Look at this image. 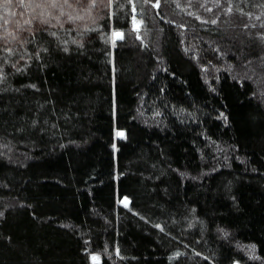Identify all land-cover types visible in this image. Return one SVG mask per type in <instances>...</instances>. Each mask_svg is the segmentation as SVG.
Instances as JSON below:
<instances>
[{
    "label": "trees",
    "instance_id": "1",
    "mask_svg": "<svg viewBox=\"0 0 264 264\" xmlns=\"http://www.w3.org/2000/svg\"><path fill=\"white\" fill-rule=\"evenodd\" d=\"M0 264H264V0L0 46Z\"/></svg>",
    "mask_w": 264,
    "mask_h": 264
},
{
    "label": "rangeland",
    "instance_id": "2",
    "mask_svg": "<svg viewBox=\"0 0 264 264\" xmlns=\"http://www.w3.org/2000/svg\"><path fill=\"white\" fill-rule=\"evenodd\" d=\"M118 1L0 0V46L11 53L23 46L27 32L40 28L75 27L86 32L95 27L104 13L111 11ZM87 38L83 35L82 40Z\"/></svg>",
    "mask_w": 264,
    "mask_h": 264
},
{
    "label": "water",
    "instance_id": "3",
    "mask_svg": "<svg viewBox=\"0 0 264 264\" xmlns=\"http://www.w3.org/2000/svg\"><path fill=\"white\" fill-rule=\"evenodd\" d=\"M116 38H117V40H120V39H121V34H117ZM119 136H120V138H123V137H124V133L121 132V133L119 134ZM123 203H124L125 205H128V204H129L127 200H124Z\"/></svg>",
    "mask_w": 264,
    "mask_h": 264
},
{
    "label": "snow or ice",
    "instance_id": "4",
    "mask_svg": "<svg viewBox=\"0 0 264 264\" xmlns=\"http://www.w3.org/2000/svg\"><path fill=\"white\" fill-rule=\"evenodd\" d=\"M65 2H66V0H65Z\"/></svg>",
    "mask_w": 264,
    "mask_h": 264
}]
</instances>
